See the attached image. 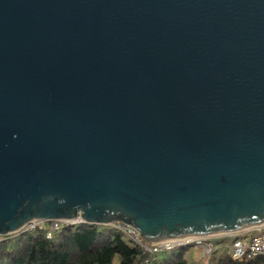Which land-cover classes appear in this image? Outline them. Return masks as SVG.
I'll list each match as a JSON object with an SVG mask.
<instances>
[{
	"label": "water",
	"instance_id": "95a60500",
	"mask_svg": "<svg viewBox=\"0 0 264 264\" xmlns=\"http://www.w3.org/2000/svg\"><path fill=\"white\" fill-rule=\"evenodd\" d=\"M32 220L263 225L264 0H0V236Z\"/></svg>",
	"mask_w": 264,
	"mask_h": 264
},
{
	"label": "trees",
	"instance_id": "16d2710c",
	"mask_svg": "<svg viewBox=\"0 0 264 264\" xmlns=\"http://www.w3.org/2000/svg\"><path fill=\"white\" fill-rule=\"evenodd\" d=\"M162 252V259L154 258L156 253L134 245L115 228L76 223L63 225L51 239L42 229L8 236L0 242V264H192L181 248ZM213 254L206 264H264L262 256L234 260L228 249Z\"/></svg>",
	"mask_w": 264,
	"mask_h": 264
},
{
	"label": "built area",
	"instance_id": "2783aa9c",
	"mask_svg": "<svg viewBox=\"0 0 264 264\" xmlns=\"http://www.w3.org/2000/svg\"><path fill=\"white\" fill-rule=\"evenodd\" d=\"M76 224L68 223L64 220H32L25 224L18 232L7 235L0 236V242L4 241L8 236H16L26 232H32L35 229H42L45 232L47 239H51L53 235L58 232L63 225ZM112 228L120 231L129 241L134 245H137L150 253H158L161 251L172 250L179 247H184L186 245L195 244L203 249L204 255H211L213 252L212 243L207 241L208 237H187L184 241H176L175 243L163 240L155 243H150L144 240L140 232L134 227L124 224L121 222H112L108 224ZM249 231H255V235L248 240H244L236 237L230 246V255L232 259L237 261H248L255 259L257 257L264 256V224L256 228L250 229ZM233 235V234H230ZM156 264V263H150Z\"/></svg>",
	"mask_w": 264,
	"mask_h": 264
},
{
	"label": "rangeland",
	"instance_id": "374dc122",
	"mask_svg": "<svg viewBox=\"0 0 264 264\" xmlns=\"http://www.w3.org/2000/svg\"><path fill=\"white\" fill-rule=\"evenodd\" d=\"M256 233L253 231H249V239L254 236ZM14 236V235H12ZM235 238V235L232 236H222V237H215V238H209L207 241L211 242L213 244V249H214V256H218L221 253H223L225 250L229 249V247L231 246L233 240ZM242 238V237H241ZM244 239V238H242ZM183 250V255H190L191 257H195L197 256V251H198V246H196L195 244H191V245H186L184 247H180ZM180 248H175V249H180ZM164 253L158 252L154 255V258L157 259H162L164 257ZM210 256L206 255L205 258V262L207 263V261L209 260ZM264 257V256H262ZM188 258V257H187Z\"/></svg>",
	"mask_w": 264,
	"mask_h": 264
},
{
	"label": "crops",
	"instance_id": "0c3cea01",
	"mask_svg": "<svg viewBox=\"0 0 264 264\" xmlns=\"http://www.w3.org/2000/svg\"><path fill=\"white\" fill-rule=\"evenodd\" d=\"M253 232H255V231H253ZM233 235H235V237H238V238L242 237V238H244V240H248L249 239V229L240 231V232L233 234ZM222 236L227 237V236H232V235H230V234H228V235H215V236H209L208 239L209 238H215V237L218 238V237H222ZM212 246H213V244H212ZM228 250L230 252V247ZM213 251H214V249H213ZM207 256H210V255H207ZM185 258L187 259V261L189 263H192V264L193 263H195V264L205 263L206 264V262H205L206 255L203 254V249L199 246H198L197 256L191 257L190 255H186Z\"/></svg>",
	"mask_w": 264,
	"mask_h": 264
},
{
	"label": "bare ground",
	"instance_id": "6f19581e",
	"mask_svg": "<svg viewBox=\"0 0 264 264\" xmlns=\"http://www.w3.org/2000/svg\"><path fill=\"white\" fill-rule=\"evenodd\" d=\"M187 238H181V239H174V240H167V241H170V242H173V243H175L176 241H178V240H180V241H184V240H186ZM189 239H193L192 237L191 238H189ZM176 240V241H175Z\"/></svg>",
	"mask_w": 264,
	"mask_h": 264
}]
</instances>
